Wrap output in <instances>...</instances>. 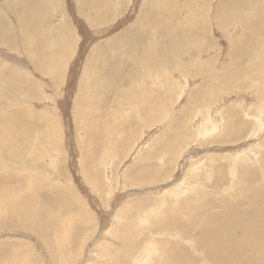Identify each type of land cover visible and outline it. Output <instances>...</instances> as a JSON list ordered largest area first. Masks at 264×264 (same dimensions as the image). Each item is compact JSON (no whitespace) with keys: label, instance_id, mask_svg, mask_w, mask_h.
I'll return each mask as SVG.
<instances>
[{"label":"rangeland","instance_id":"obj_1","mask_svg":"<svg viewBox=\"0 0 264 264\" xmlns=\"http://www.w3.org/2000/svg\"><path fill=\"white\" fill-rule=\"evenodd\" d=\"M23 1L0 0V264H255L212 248L261 211L264 229V0ZM111 55L129 66L90 98ZM142 100L164 112L140 128Z\"/></svg>","mask_w":264,"mask_h":264},{"label":"bare ground","instance_id":"obj_2","mask_svg":"<svg viewBox=\"0 0 264 264\" xmlns=\"http://www.w3.org/2000/svg\"><path fill=\"white\" fill-rule=\"evenodd\" d=\"M28 0H24L23 2H27ZM152 1V4H154L153 2H156L157 4H156V9H157V11H158V13H161L160 12V8H162L165 12H167V13H170V12H168V11H170L172 8H173V6L175 7L176 5H177V3H178V5L177 6H179V1L180 0H151ZM196 1V0H195ZM198 1V0H197ZM234 2V1H233ZM35 2H34V0H31V1H28L27 2V5H26V9L27 10H29V8L34 4ZM221 3V2H220ZM222 3H223V1H222ZM256 3H258L257 1H256ZM186 4V3H185ZM227 4V3H226ZM155 5V4H154ZM153 5V6H154ZM166 6H167V8H170V9H168V11L166 10ZM177 8V7H176ZM179 9V8H178ZM177 9V10H178ZM209 9V8H208ZM177 10H174V12H173V14L175 13V14H178L179 12L177 11ZM173 11V10H172ZM30 14V13H29ZM172 14V16H174ZM42 15V14H41ZM33 16H34V14H32V15H29V17H31V19L33 18ZM149 16V15H148ZM156 16H158V15H156ZM155 16V17H156ZM178 16V15H177ZM39 18V17H38ZM41 18V17H40ZM45 18V17H44ZM157 18V17H156ZM177 18V17H176ZM179 18V17H178ZM163 19V18H162ZM215 19V18H214ZM253 19V18H252ZM38 20V19H37ZM44 20V19H43ZM255 20V19H254ZM253 22V21H252ZM147 24V23H146ZM157 24V23H156ZM219 24V23H218ZM164 25V26H163ZM176 25V24H175ZM180 25V24H179ZM142 28H143V30H144V36H140L139 37V42L137 41V42H131L130 44H131V48H130V56H129V60H130V57H131V55L132 54H134V53H136V51L138 50V48H139V46L140 45H146V43H147V39H149V37L148 36H150V34H151V30L150 29H148L149 27L148 26H146V25H142L141 26ZM163 27H164V29H163ZM172 27H173V29H170V23L169 24H167V22H165L164 21V19L163 20H161V21H159V19H158V25H156L155 27H153V32H156V33H158V31L160 30V29H158V28H161L162 29V31L161 32H159V36H161L160 38H159V40H154L152 43H151V45L152 46H154L153 44H154V42H158V43H156V45H161V41H165V40H162V38H163V36H165L166 34H168V32L169 31H171V30H173V31H176L175 30V28H174V26L172 25ZM252 27V26H251ZM176 28H179V26H176ZM257 28H259V27H252V30H254V29H257ZM248 30H250L249 29V27H248ZM136 32V31H135ZM157 37V36H156ZM155 38V37H154ZM144 39H146V40H144ZM156 39V38H155ZM150 44V43H149ZM144 45V46H145ZM118 53V52H117ZM117 55V54H116ZM120 56V55H119ZM119 56H112L111 55V57H112V59L113 60H109V63H107V62H105V64L107 65V67H109L110 69L109 70H107V69H105L104 70V68L103 67H106V66H103V63H102V66L103 67H101V68H97V72H93L92 73V77H94V80L95 81H93V84H91V86L92 87H90L91 88V91L90 92H92L91 94H90V98H93V97H95L96 95H94V93H95V91L96 90H98V88H102L101 87V84L103 83V82H105V83H107V81L109 80H113V79H118V78H121L120 77V75H121V73L123 72V70L126 68V66H127V64H128V62L126 61L127 59L126 58H121V57H119ZM126 59V60H125ZM127 62V63H126ZM110 63H112L110 66H108V64H110ZM100 65H101V63H100ZM129 66V65H128ZM127 66V67H128ZM116 71H118V72H120V74L119 73H117L116 74ZM126 71V70H125ZM92 72V71H91ZM99 73H101V75H99ZM141 83V82H140ZM143 83V82H142ZM103 85V84H102ZM106 85V84H105ZM89 88V89H90ZM84 90V89H83ZM85 92V91H84ZM88 92H89V90H88ZM94 92V93H93ZM135 92V91H134ZM85 93H87V92H85ZM96 99V98H95ZM143 101V100H142ZM142 101H140V102H137L138 104H136L135 105V109H133L134 111V113H135V115H134V117H136V120H138V118H141V122L142 123H138L136 120H133V124L137 127H140L141 128V125L144 127L145 125L146 126H148V125H152L153 123H154V119H155V117L157 116V117H159L160 116V114H163V112H164V107H162L161 108V110H159L158 109V107H154V108H152V107H150L151 105H147V109H144V107H143V105L146 103L147 104V102H142ZM103 102V101H102ZM159 106V105H158ZM150 107V108H149ZM160 108V107H159ZM137 110H139V111H137ZM110 111H112V110H110ZM114 112V111H113ZM85 114V113H84ZM137 114H144V118L143 117H141V115H137ZM154 114V115H153ZM157 114V115H156ZM86 115V114H85ZM111 115V114H110ZM113 115V114H112ZM151 115H153V116H151ZM98 116V115H97ZM106 116V115H105ZM105 116H103L102 118H104ZM115 116V115H114ZM125 116V115H124ZM124 116H121V117H116V119H113V118H106V120H108L107 121V123H109V125L106 127L107 129H109V131H110V133H111V135L110 136H113L114 137V133H112V132H114L115 130H117L118 132H117V134H118V136H117V138H119V135H121L120 133L121 132H123V131H120V127L123 129L124 127H125V125L127 126V124H125L124 125V123H123V120H124ZM89 117V116H88ZM101 117V116H100ZM110 117V116H109ZM83 118V117H82ZM115 118V117H114ZM90 118H88V120L86 119L85 121H86V127H84V128H81V130L83 129L84 131H89V132H93V133H95V131H94V129H96L95 127H96V124H93L92 122H90V120H89ZM151 119V120H150ZM93 120V119H92ZM116 120H118L119 122V124L117 123V121ZM84 121V120H83ZM114 121H116V122H114ZM52 124V123H51ZM111 124V125H110ZM107 125V124H106ZM119 125H120V127H119ZM16 128H15V130H17V132H15V134H17L16 136L14 135V137H13V139L15 140V141H17V140H19V138H16V137H18V136H20V135H22L21 137H22V141H24L27 137L25 136V134H18V133H20V130H18V128H17V126H15ZM116 128V129H115ZM126 128V127H125ZM121 129V130H122ZM126 130V129H125ZM209 130V129H208ZM39 131V130H38ZM40 132V131H39ZM88 132V133H89ZM41 133V132H40ZM101 133V132H100ZM128 133V132H127ZM89 135H91V134H89ZM88 135V136H89ZM6 136H7V134H6ZM8 136H10V135H8ZM25 136V137H24ZM40 136H42V134L40 135ZM92 136H94V135H92ZM101 136V135H100ZM116 136V135H115ZM37 137V136H36ZM129 136H127V138H128ZM180 137V136H179ZM11 138V136L9 137V139ZM38 138H40V137H38ZM12 139V140H13ZM89 139V138H88ZM187 139V138H186ZM14 140H13V142H14ZM38 141V143L37 144H39V146H40V148L42 147V149L44 150V152H48L51 148L52 149H54V148H57V147H55V146H59V143H58V140L56 139V132H55V129L53 128L52 130H50V132L48 133V135L45 137V136H42L39 140H37ZM108 141V140H107ZM185 141V140H184ZM231 141V140H230ZM25 142V141H24ZM109 142H110V140H109ZM17 143H20V140L19 141H17L16 142V144ZM51 143H53V145H51ZM87 146V145H86ZM110 146V145H109ZM112 146V145H111ZM24 149V148H23ZM111 149V148H110ZM1 150V149H0ZM25 150V149H24ZM98 150V149H97ZM19 151V150H18ZM166 152V151H165ZM108 153V152H107ZM106 153V154H107ZM164 153V152H163ZM41 154V153H40ZM98 154V153H97ZM152 154V153H151ZM166 154V153H165ZM151 156L152 155H150V159H151ZM162 156V155H161ZM107 157V156H106ZM153 157V156H152ZM38 158V157H37ZM109 158V157H108ZM148 160H149V155H148ZM2 162H3V160H2ZM1 162V163H2ZM2 165V164H1ZM105 165V164H104ZM7 167H5L4 165L2 166V168L0 167V183L1 182H3V183H7L6 182V178H7V176H5L4 174V171H5V169H6ZM26 168V167H25ZM14 169H15V167H14ZM29 169V168H28ZM27 169V170H28ZM16 170V169H15ZM29 170H31V169H29ZM13 180H16V177L13 179ZM30 182V181H29ZM25 200H31L32 199V197H29V196H27L26 198H24ZM24 203V202H23ZM21 206H23L24 208L23 209H21L22 211H26V210H28V211H30L31 212V210H32V206H30V205H24V204H22ZM39 215V214H38ZM258 215H263V212L261 211V213H259V214H257V213H255V214H253L252 215V217L251 218H247V219H244V220H242L243 222L241 223L242 224V227L244 228V230H242L241 232L239 231V230H233V234L235 235H233L232 236V234H231V236L230 237H232V239H225L226 240V242H224V241H222V239H221V246H218V245H216L217 246V249L215 248V246H213V248H212V251L215 253L214 255H216V256H218V253L219 252H222V251H219L218 249L219 248H221V247H223L221 250H223V249H225V252H224V254L225 253H227V252H237L240 248H241V250L240 251H242V250H245L247 253H248V262H250V261H256V263L255 264H263L264 263V229L263 228H261V225H263V224H261L260 225V223L259 224H256L257 222V217H258ZM219 220H221V219H219ZM167 222V221H166ZM166 222H162V226L165 224V225H167V223ZM218 222V221H217ZM221 222V221H220ZM223 222V221H222ZM227 220L225 219L224 220V223H223V225H222V227H225V228H228L227 226H225L227 223ZM262 223V222H261ZM161 224V223H160ZM233 224V223H232ZM154 225H156V224H154ZM164 225V226H165ZM193 225H195V224H193ZM228 226H230V225H228ZM236 228H237V226H236ZM230 229V228H229ZM190 231V230H189ZM237 231V232H236ZM238 233H242L241 234V237L239 238V237H236V235H239ZM216 235V234H215ZM214 237V236H213ZM216 238H218V237H216ZM225 237H223V239H224ZM258 239H260L259 240V242H257V240ZM212 240V239H211ZM219 240V239H218ZM160 243V242H159ZM208 244V243H207ZM216 244H219V241H217L216 242ZM208 245H210V244H208ZM148 249V248H147ZM153 249V248H152ZM145 251V250H144ZM143 253V252H142ZM145 253L146 254H143L144 256H141L140 258H137L135 261H133L134 262V264H145V262L146 261H148V260H150V257H149V253H151V252H147V250L145 251ZM147 254H148V257H149V259H148V257L146 258V260L145 261H143V259L147 256ZM154 254V253H153ZM148 259V260H147ZM235 259H236V264H245L247 261L245 260V259H243L242 258V256L241 255H239L238 253H237V255H236V257H235ZM147 264V263H146ZM178 264H185V262H183V261H181V262H179ZM190 264V263H189Z\"/></svg>","mask_w":264,"mask_h":264}]
</instances>
